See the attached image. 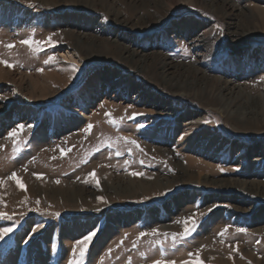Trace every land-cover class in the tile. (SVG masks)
Wrapping results in <instances>:
<instances>
[{"label":"rangeland","instance_id":"1","mask_svg":"<svg viewBox=\"0 0 264 264\" xmlns=\"http://www.w3.org/2000/svg\"><path fill=\"white\" fill-rule=\"evenodd\" d=\"M0 60V264H264V0H0Z\"/></svg>","mask_w":264,"mask_h":264},{"label":"snow or ice","instance_id":"2","mask_svg":"<svg viewBox=\"0 0 264 264\" xmlns=\"http://www.w3.org/2000/svg\"><path fill=\"white\" fill-rule=\"evenodd\" d=\"M47 42H48V43H51V42H52V41H51V37L48 38V41H47ZM21 43H23V44H28V43H30V42L27 41V40H25V41H21ZM13 46H14V45H11V44L7 45V47H9V48H11V47H13ZM49 59H50V60H51V59H54V57H50ZM0 63H4L5 65H7V66H9V67L13 66V65L9 64V62L6 61V60H0ZM75 68H76V66L73 65V70H75ZM134 115H143V114H141V113H137V114H134ZM130 118H134V116H133V117H130ZM139 126H140V127H143V125H139ZM18 127H19L20 129H22V128H23V125H20V126H18ZM88 128L91 129V128H92V125L89 124V125H88ZM16 133H17V129H13V131L9 133V136H10V137H14V136L16 135ZM124 139L127 141V138H124ZM130 143H132V144H136V141L132 140V141H130ZM137 147H138V145H137ZM62 151H63V150H62ZM141 163H143V161H141ZM221 170L223 171V169H221ZM132 174H133V175H143V173H137V172H133ZM89 175H90L93 179H95V171H93L92 173H89ZM11 178L14 179V180H16V182H17V184H18L19 187L24 188V185H23L21 179H20L19 177H17L15 173L12 174ZM57 183H59V181H57ZM97 183H99V181H97ZM98 199H100V200H104L103 197H99ZM37 203H39V201H37ZM209 211H211V209H209ZM56 215L58 216L59 213H56ZM7 216H8V214H7L6 212H0V217H7ZM9 218H10V217H9ZM189 219H190V218H189ZM38 227H39V226H38ZM35 230H36V229H33V231H35ZM12 231H14V226L0 228V239H3L5 235H7L8 233H10V232H12ZM192 231H195V221L192 222V226H191L190 228H189V227L187 226V224H186L183 235H185V236L190 235ZM224 231L226 232L227 229H225ZM240 231H243V229H240ZM155 232H156V230H153V234H155ZM223 234H224V233L222 232L221 235H223ZM95 235H96L95 232H90V233H88L87 235H85V236L83 237L82 240L78 241V243H80V244L83 245V247L80 249V255H81L82 257L85 255V252H86V250H87V248H88V245H89V243L93 240V238H94ZM141 235H144V233H141ZM176 235H177V234H173V238H174V239H175ZM190 255H192V254H190ZM72 264H76V262L73 261ZM154 264H164V262H163V261H156V262H154ZM168 264H172V262H168ZM183 264H197V262H196V261H192V262L185 261V262H183ZM199 264H203V262L200 261Z\"/></svg>","mask_w":264,"mask_h":264},{"label":"bare ground","instance_id":"3","mask_svg":"<svg viewBox=\"0 0 264 264\" xmlns=\"http://www.w3.org/2000/svg\"><path fill=\"white\" fill-rule=\"evenodd\" d=\"M236 32H237L238 34L243 33V31L240 30V29L236 30ZM131 54H133V53L131 52ZM64 56H66V58H68V59H75L74 55H73L72 53H70V52L65 53ZM228 106H229V105H228V103H227V105H226L225 108L227 109ZM245 117H246V116H244V114H242V116H240V119H245Z\"/></svg>","mask_w":264,"mask_h":264}]
</instances>
